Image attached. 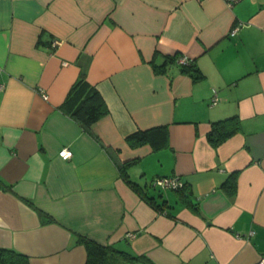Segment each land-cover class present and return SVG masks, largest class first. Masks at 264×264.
Returning a JSON list of instances; mask_svg holds the SVG:
<instances>
[{
	"label": "crops",
	"instance_id": "obj_1",
	"mask_svg": "<svg viewBox=\"0 0 264 264\" xmlns=\"http://www.w3.org/2000/svg\"><path fill=\"white\" fill-rule=\"evenodd\" d=\"M155 50L202 77L155 73ZM81 71L108 107L98 139L61 107ZM0 85L1 248L85 264L83 235L154 264L264 259V0H0ZM233 116L240 130L213 146L212 123ZM159 126L165 146L126 141ZM174 175L182 189L152 190Z\"/></svg>",
	"mask_w": 264,
	"mask_h": 264
},
{
	"label": "trees",
	"instance_id": "obj_2",
	"mask_svg": "<svg viewBox=\"0 0 264 264\" xmlns=\"http://www.w3.org/2000/svg\"><path fill=\"white\" fill-rule=\"evenodd\" d=\"M180 56L181 54L179 52L162 54L158 50H155L150 64L155 73L166 74L172 66H177L182 73L188 74L193 79L202 77L201 71L193 64L190 58L186 64L179 63L178 59ZM61 107L65 109L85 131L92 135H94L91 131L92 124L108 113V107L103 97L96 87L87 81L84 71H81L78 79L69 88ZM240 127L239 119L236 116L213 122L207 134V139L213 146H216L238 132ZM94 136L97 138L96 135ZM126 141L129 146L132 147L150 143L154 147L159 148L167 144V130L165 126L138 130L128 135ZM104 147L115 161L121 175L126 178L124 169L125 162L118 158L116 150L110 146ZM235 181L236 173L232 174L226 182L225 189L227 193H233ZM131 186L135 191H138L141 196L146 198L149 203L153 204L152 199L146 197V193L142 191L141 188L138 186L136 187L135 184L132 183ZM38 212L41 217H45L43 221L51 220V217L46 213L39 210ZM77 242L83 244L85 247V264H128L138 262L154 264L145 255H135L119 249L112 244L103 245L83 235H77ZM0 264H28V259L24 254L13 249L0 247Z\"/></svg>",
	"mask_w": 264,
	"mask_h": 264
},
{
	"label": "built area",
	"instance_id": "obj_3",
	"mask_svg": "<svg viewBox=\"0 0 264 264\" xmlns=\"http://www.w3.org/2000/svg\"><path fill=\"white\" fill-rule=\"evenodd\" d=\"M240 0H225V2L227 3L228 6H232L233 4H235L236 2H238ZM236 28L234 27L231 30V34H234ZM60 43L59 39H53L52 41V45L56 46ZM190 59L187 56H180L178 59L179 63L182 64H186ZM2 88V85H0V89ZM44 97H46L45 94H43ZM58 155L64 159L67 160L69 158H71L72 156V151L71 149H69L68 147H63L58 151ZM184 181L179 177V176H158L155 177L152 181H151V185L155 188L161 189V190H165V189H173V190H179L181 188H183L184 186ZM253 233V231L249 232V235H251ZM127 236H133V233L128 232ZM255 264H264V259H260L259 261H257Z\"/></svg>",
	"mask_w": 264,
	"mask_h": 264
},
{
	"label": "rangeland",
	"instance_id": "obj_4",
	"mask_svg": "<svg viewBox=\"0 0 264 264\" xmlns=\"http://www.w3.org/2000/svg\"><path fill=\"white\" fill-rule=\"evenodd\" d=\"M158 188H154V189H152L153 191H155V192H157L158 190H157Z\"/></svg>",
	"mask_w": 264,
	"mask_h": 264
}]
</instances>
